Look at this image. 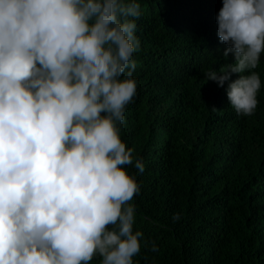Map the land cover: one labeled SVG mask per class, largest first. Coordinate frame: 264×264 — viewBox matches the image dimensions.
<instances>
[{"label": "clouds", "instance_id": "obj_1", "mask_svg": "<svg viewBox=\"0 0 264 264\" xmlns=\"http://www.w3.org/2000/svg\"><path fill=\"white\" fill-rule=\"evenodd\" d=\"M140 9L138 0H0V264L95 255L133 264L143 233L128 202L140 186L118 124L137 92ZM216 22L225 62L205 78L227 82L229 105L250 115L264 0H222Z\"/></svg>", "mask_w": 264, "mask_h": 264}, {"label": "trees", "instance_id": "obj_2", "mask_svg": "<svg viewBox=\"0 0 264 264\" xmlns=\"http://www.w3.org/2000/svg\"><path fill=\"white\" fill-rule=\"evenodd\" d=\"M138 2L137 92L118 124L133 149L124 167L140 186L128 202L143 233L133 264H264V52L251 70L261 79L257 106L237 114L227 82L205 78L225 62L222 0Z\"/></svg>", "mask_w": 264, "mask_h": 264}]
</instances>
